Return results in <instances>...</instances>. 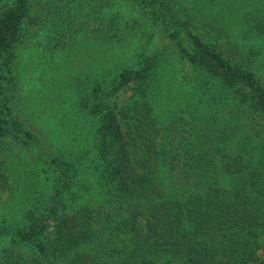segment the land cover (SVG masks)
I'll return each mask as SVG.
<instances>
[{
	"label": "rangeland",
	"instance_id": "obj_1",
	"mask_svg": "<svg viewBox=\"0 0 264 264\" xmlns=\"http://www.w3.org/2000/svg\"><path fill=\"white\" fill-rule=\"evenodd\" d=\"M174 3L178 15L193 25L192 33L230 64L251 73L264 89V25L259 20L264 0ZM9 5L8 0H0V11ZM165 34L159 22L130 0L30 2L29 14L18 25L12 43L11 79L4 85L15 128L0 137V227L20 224L28 208L44 201L57 182L58 168L51 171L48 162L59 154H70L69 161L86 155L76 161L78 173L69 172V191L76 198L64 202L56 214L106 201L99 179L101 162L92 145L97 118L87 110L95 102L119 112L117 121L129 131L138 129L147 106L156 122L183 123L184 130L188 117L205 115L210 123L235 130L218 147L221 157L216 158V166L234 157L243 165L249 154L254 160L250 166L257 162L264 115L181 56ZM148 62L152 63L148 79L132 78L121 85L119 74L124 68L140 70ZM28 132L37 143H28ZM164 137L160 132L157 142ZM259 161L264 164V159ZM227 180L222 182L228 186ZM52 224L50 218L42 234L51 236ZM258 243L257 254L263 257L264 232ZM4 250L33 254L27 245L0 234V254Z\"/></svg>",
	"mask_w": 264,
	"mask_h": 264
},
{
	"label": "trees",
	"instance_id": "obj_2",
	"mask_svg": "<svg viewBox=\"0 0 264 264\" xmlns=\"http://www.w3.org/2000/svg\"><path fill=\"white\" fill-rule=\"evenodd\" d=\"M8 1L9 7L0 11V137L15 128L4 85L11 79L12 43L32 0ZM130 1L161 24L181 56L264 115V89L251 73L192 33L193 25L178 15L174 0ZM259 20L264 25V14ZM151 66L124 68L121 85L148 79ZM144 108L133 131L122 130L119 112L112 108L100 102L87 108L97 118L92 145L101 162L106 201L56 214L76 198L69 191V172L78 173L76 161L86 154L73 161L70 154L50 157L51 171L58 168L52 190L39 206L28 208L20 224L0 227V234L27 245L33 254L4 250L0 264H264V256L257 254L264 232V164L259 161L264 141L254 165L249 154L243 165L234 157L216 166L218 147L231 139L232 126L191 115L184 130L183 123L156 122L150 108ZM160 132L165 137L157 142ZM32 139L28 132V143H37ZM50 218L52 235L47 236L42 233Z\"/></svg>",
	"mask_w": 264,
	"mask_h": 264
}]
</instances>
